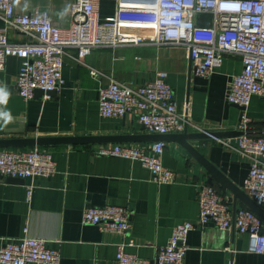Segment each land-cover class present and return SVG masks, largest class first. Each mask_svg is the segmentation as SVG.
I'll use <instances>...</instances> for the list:
<instances>
[{
  "label": "crops",
  "instance_id": "crops-1",
  "mask_svg": "<svg viewBox=\"0 0 264 264\" xmlns=\"http://www.w3.org/2000/svg\"><path fill=\"white\" fill-rule=\"evenodd\" d=\"M74 0H14L15 12L29 14L37 8L51 14L53 24L68 28ZM155 0H97L101 19L115 14L119 5L150 6ZM198 24L213 25V17L203 14ZM6 25L0 17V27ZM12 42L35 40L15 27H8ZM76 50L65 56L62 83L51 99L35 95L25 101L17 92L16 81L22 59L10 56L0 69V86L9 95L0 97V139L56 136H128L151 134L138 121L137 114L123 118L103 117L99 112V89L112 81L129 86H143L154 81L158 71L168 73L167 81L175 91L180 111L189 120L208 131H240L238 125L246 110L253 130L264 133V96L254 95L244 109L227 100L232 78L243 69L240 54L224 55L221 66L209 77H199L180 45L130 44L117 48H96L85 63L73 58ZM100 76L95 78L91 70ZM20 130H25L21 132ZM189 132L197 131L192 125ZM154 141H109L88 144L39 146L52 153L57 172L50 177L8 180L0 174V247L5 239L30 234L48 240V246L61 253V264H118L117 244L124 238L116 232L102 231L82 222L85 207L122 205L133 216L130 237L135 245L129 252L154 260L158 247L168 243L173 229L199 217L198 186L208 181V173L179 143L167 141L164 164L175 171L173 183L158 184L139 161L102 154L103 148L116 145L147 147ZM193 145L244 190L251 163L236 150L214 138L193 140ZM29 147H6L25 149ZM33 195L27 200V186ZM216 186L230 197L232 208L247 207L235 203L234 195L218 182ZM189 250L183 264H264V255L248 250L250 241L236 227L222 230L209 223L193 229L187 238Z\"/></svg>",
  "mask_w": 264,
  "mask_h": 264
},
{
  "label": "built area",
  "instance_id": "built-area-1",
  "mask_svg": "<svg viewBox=\"0 0 264 264\" xmlns=\"http://www.w3.org/2000/svg\"><path fill=\"white\" fill-rule=\"evenodd\" d=\"M203 14L213 17V25L198 24V17ZM0 17L6 23L0 27V69L10 56L22 59L16 87L25 101L33 99L37 89L44 91L45 99L52 98L49 92L60 87L65 56L71 49L76 50L73 58L85 63L96 48L143 43L182 46L195 74L206 78L222 65L225 54H240L243 69L229 83L228 102L246 109L254 95L264 96V0H155L153 5L143 7L119 5L115 14L105 19L100 18L97 0H74L71 24L66 29L54 25L48 11L37 8L32 13L20 14L15 12L14 0H0ZM8 27L32 35L35 40L12 42ZM91 74L95 78L100 76L96 69ZM167 76L166 71H158L154 81L147 85L129 86L112 81L101 86L100 115L123 118L135 113L144 128L156 134L182 133L189 125L200 129L180 111ZM252 121L245 110L238 125L243 135L213 138L250 160L244 190L264 207V133L253 130ZM165 148L166 142L157 140L147 147L116 145L100 152L139 161L155 183H173L176 173L164 164ZM56 172V162L46 149L0 148V174L5 177H50ZM33 189V185L27 186L28 201ZM198 202V220L176 225L168 243L158 247L154 260L127 250L135 245L130 237L133 212L128 207L87 206L82 222L123 236L116 246L118 264H183L189 250V233L209 223L222 230L236 227L249 238L248 250L264 255V221L255 211L248 207L234 210L230 197L206 181L198 186ZM0 264H61V253L50 248L47 239L31 235L26 228L23 236L3 241Z\"/></svg>",
  "mask_w": 264,
  "mask_h": 264
},
{
  "label": "water",
  "instance_id": "water-1",
  "mask_svg": "<svg viewBox=\"0 0 264 264\" xmlns=\"http://www.w3.org/2000/svg\"><path fill=\"white\" fill-rule=\"evenodd\" d=\"M191 65L192 62L190 61ZM57 92L53 90L49 92L52 96ZM36 95H44L42 89L36 90ZM237 105V104H235ZM239 106V105H238ZM241 107V106H240ZM24 132L25 130H20ZM208 132V133H207ZM243 135L242 131H207L201 127L197 131L189 132L186 129L182 133L156 134L147 135H128V136H56V137H22L12 139H0V148L6 147H29V146H47L54 144H88V143H104L109 141H139L145 139L167 140L179 143L199 164H201L208 173V183L214 185L218 182L222 187L229 190L237 200L242 201L248 208L255 211L264 221V207L259 205L245 190L235 184L225 173L215 166L209 159L192 144L191 141L204 140L209 138H229ZM8 180L24 181L20 177H7ZM236 209V204L233 206ZM264 233V228L263 231Z\"/></svg>",
  "mask_w": 264,
  "mask_h": 264
},
{
  "label": "clouds",
  "instance_id": "clouds-1",
  "mask_svg": "<svg viewBox=\"0 0 264 264\" xmlns=\"http://www.w3.org/2000/svg\"><path fill=\"white\" fill-rule=\"evenodd\" d=\"M9 95V93L7 92L6 86H0V97ZM0 118H4L5 122H7L8 120L11 119L10 114L8 113H0Z\"/></svg>",
  "mask_w": 264,
  "mask_h": 264
}]
</instances>
